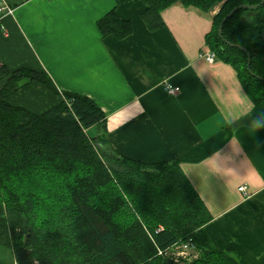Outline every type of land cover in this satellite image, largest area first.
Instances as JSON below:
<instances>
[{
    "label": "crops",
    "instance_id": "obj_1",
    "mask_svg": "<svg viewBox=\"0 0 264 264\" xmlns=\"http://www.w3.org/2000/svg\"><path fill=\"white\" fill-rule=\"evenodd\" d=\"M0 1L14 10L0 11V60L9 70L46 71L59 92L93 99L118 155L177 160L212 217L205 229L215 248L264 264V128L251 119L236 70L206 59L221 4L204 11L177 2L162 12L164 25L150 29L142 0ZM114 8L133 25L121 40L97 25ZM167 83L179 92L168 93ZM62 99L32 81L8 102L43 113Z\"/></svg>",
    "mask_w": 264,
    "mask_h": 264
},
{
    "label": "trees",
    "instance_id": "obj_2",
    "mask_svg": "<svg viewBox=\"0 0 264 264\" xmlns=\"http://www.w3.org/2000/svg\"><path fill=\"white\" fill-rule=\"evenodd\" d=\"M150 29L164 25L162 12L180 2L204 11L221 4L206 44L230 64L253 102L251 119L264 124V4L262 0H142ZM103 36L121 40L130 20L112 9L97 21ZM251 54L248 67V54ZM259 77L263 78L260 80ZM63 96L43 113L8 102L29 82ZM107 116L91 98L59 92L46 71L9 70L0 60V245L15 264H242L218 250L206 232L211 215L177 160L146 164L110 146ZM192 240L191 261L159 254Z\"/></svg>",
    "mask_w": 264,
    "mask_h": 264
},
{
    "label": "built area",
    "instance_id": "obj_3",
    "mask_svg": "<svg viewBox=\"0 0 264 264\" xmlns=\"http://www.w3.org/2000/svg\"><path fill=\"white\" fill-rule=\"evenodd\" d=\"M0 11H5L8 14L13 13V8L5 4L4 1H0ZM206 59L210 62L216 61V56L213 52H208L206 54ZM166 90L170 94H176L179 92L180 87L173 86L170 83H167L165 86ZM242 192L246 193L247 187L245 185L240 186L239 188ZM196 250V245L192 240L176 243L173 246L167 248L166 250H159V254H164L172 257L175 261H179L180 259L189 260L191 256V252Z\"/></svg>",
    "mask_w": 264,
    "mask_h": 264
},
{
    "label": "water",
    "instance_id": "obj_4",
    "mask_svg": "<svg viewBox=\"0 0 264 264\" xmlns=\"http://www.w3.org/2000/svg\"><path fill=\"white\" fill-rule=\"evenodd\" d=\"M261 4H264V0L261 1L260 4H257V5H246V4H242V5H239V6H236L235 8H233L227 15L226 17L222 20V22L220 23V26H219V30H218V33L219 35L222 37V32H223V27H224V24L226 22V20L231 17L236 11H238L239 9H242V8H249V9H256L258 8ZM231 46H238L236 44H233V43H229ZM239 48L243 49L244 51L247 52V49L242 47V46H238ZM248 54V59H249V62H248V67H250V63H251V54L249 52H247ZM260 80H263V78L259 77Z\"/></svg>",
    "mask_w": 264,
    "mask_h": 264
},
{
    "label": "rangeland",
    "instance_id": "obj_5",
    "mask_svg": "<svg viewBox=\"0 0 264 264\" xmlns=\"http://www.w3.org/2000/svg\"><path fill=\"white\" fill-rule=\"evenodd\" d=\"M14 12V10H13ZM199 256L198 249L191 252L190 259L191 261ZM0 264H15L14 256L12 250L9 247L0 245Z\"/></svg>",
    "mask_w": 264,
    "mask_h": 264
},
{
    "label": "clouds",
    "instance_id": "obj_6",
    "mask_svg": "<svg viewBox=\"0 0 264 264\" xmlns=\"http://www.w3.org/2000/svg\"><path fill=\"white\" fill-rule=\"evenodd\" d=\"M261 128H264V124L261 125Z\"/></svg>",
    "mask_w": 264,
    "mask_h": 264
}]
</instances>
